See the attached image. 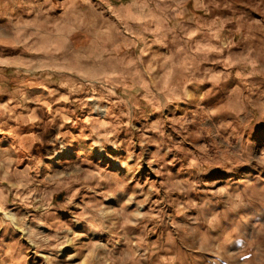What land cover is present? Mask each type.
<instances>
[{
  "label": "rangeland",
  "instance_id": "obj_1",
  "mask_svg": "<svg viewBox=\"0 0 264 264\" xmlns=\"http://www.w3.org/2000/svg\"><path fill=\"white\" fill-rule=\"evenodd\" d=\"M52 2L70 17H0V264H264L243 0Z\"/></svg>",
  "mask_w": 264,
  "mask_h": 264
},
{
  "label": "crops",
  "instance_id": "obj_2",
  "mask_svg": "<svg viewBox=\"0 0 264 264\" xmlns=\"http://www.w3.org/2000/svg\"><path fill=\"white\" fill-rule=\"evenodd\" d=\"M259 0H253L252 2H245L243 0V6L246 7V12H243V38H245V41L243 43L244 49L247 52V54L255 53V50L253 52L251 49L256 47H263L264 46V32H261L258 30L259 26L264 25V16L261 15L257 10H254V7L252 5H258ZM54 3L52 0H0V17H70L69 15H66L65 13L55 15L52 12V5ZM1 22V20H0ZM2 25L0 24V30H2ZM218 46V43H216ZM229 47H225L223 52L217 51V47L215 46V41L211 39L209 41V45L207 48L202 47L199 51V54H208V60L212 59H218L221 60L219 63H223V66L229 65L231 67L232 65V58L230 54ZM222 54V55H219ZM228 55V56H226ZM250 57V55H249ZM207 58V57H206ZM222 58V59H221ZM205 59V58H204ZM223 60V61H222ZM254 61V60H252ZM226 69V68H225ZM207 79L208 87L210 86L211 89L208 91V93H212L216 87H218L221 83L218 82L216 79ZM225 75H223V85L224 88L222 89L223 95H228V97L231 96L232 92L231 90H227L229 87L228 84H226ZM206 89L205 86L201 85L200 89L193 90V93H197V91H202ZM206 92L200 93V96H204L208 94ZM186 97L191 96L192 94L187 91L184 93ZM198 99V98H197ZM195 99V101H197ZM238 98L236 97V100ZM190 100H193L190 98ZM232 100V98L230 99ZM236 112V111H234ZM227 112L223 111L218 116L225 117ZM236 116V114H233ZM231 116V115H230ZM217 172L224 174L223 171L218 167Z\"/></svg>",
  "mask_w": 264,
  "mask_h": 264
},
{
  "label": "bare ground",
  "instance_id": "obj_3",
  "mask_svg": "<svg viewBox=\"0 0 264 264\" xmlns=\"http://www.w3.org/2000/svg\"><path fill=\"white\" fill-rule=\"evenodd\" d=\"M203 211H204V208H201V209H200V212L203 213Z\"/></svg>",
  "mask_w": 264,
  "mask_h": 264
}]
</instances>
